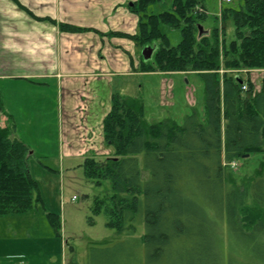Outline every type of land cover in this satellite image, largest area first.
I'll return each mask as SVG.
<instances>
[{"label": "trees", "instance_id": "trees-1", "mask_svg": "<svg viewBox=\"0 0 264 264\" xmlns=\"http://www.w3.org/2000/svg\"><path fill=\"white\" fill-rule=\"evenodd\" d=\"M14 1L62 31L91 29L37 16ZM157 1L136 0L130 6L138 16L134 34L95 31L129 38L141 49L156 44L151 59L141 54L139 71L199 74L205 81L207 120L194 111L182 124L168 118L148 123L141 98L112 94L103 135L114 150L102 159L86 157L80 165L96 185L110 182L106 195L95 196L92 211L103 213L106 225L125 240L92 248L90 264H233L222 248L227 230L231 238L241 237L238 248L256 249L264 258V160L250 176L234 174L238 158L264 152V77L257 89L241 72L264 68V0H244L241 8L221 3L216 18L230 20L232 35L224 26L205 33V0H173L172 10L148 13ZM161 24L181 31L176 45ZM3 115L0 90V122ZM15 129L12 116L0 125V217L44 204L30 170L32 150ZM47 217L60 236V216L48 212ZM128 241L139 243L142 252L125 251Z\"/></svg>", "mask_w": 264, "mask_h": 264}, {"label": "crops", "instance_id": "crops-1", "mask_svg": "<svg viewBox=\"0 0 264 264\" xmlns=\"http://www.w3.org/2000/svg\"><path fill=\"white\" fill-rule=\"evenodd\" d=\"M18 1L37 16L91 29L62 31L49 20L36 19L16 1L0 0V90L4 107L0 125L5 126L7 117L12 116L17 137L32 150L29 165L34 158L40 161L63 155L83 162L89 156L102 159L111 155L103 136V118L111 106L108 78L134 74L124 56L133 59L137 46L132 40L102 36L95 30H120L110 27L109 11L107 19L100 18L99 12L105 6L122 20L125 8L134 0ZM133 16L137 18L130 13L128 19ZM233 32L232 25L229 35ZM247 72L259 89L262 80L254 75L264 70ZM103 83L108 88L106 99L101 92ZM63 105L65 122L57 108ZM58 166L64 167L61 163ZM71 167L75 166L66 169ZM11 243L5 230H0V264H33L35 256L29 258L23 248L10 249ZM38 255L44 256L45 250H39ZM49 259L52 264L51 255Z\"/></svg>", "mask_w": 264, "mask_h": 264}, {"label": "rangeland", "instance_id": "rangeland-1", "mask_svg": "<svg viewBox=\"0 0 264 264\" xmlns=\"http://www.w3.org/2000/svg\"><path fill=\"white\" fill-rule=\"evenodd\" d=\"M172 1H157L149 6L148 13L158 14L172 10ZM220 2L221 0L204 1L207 14L202 25L205 28V33L210 34L215 26H224L229 35V28L232 26L230 20L222 22V15L219 20L216 18V14L220 12ZM243 4V0H233L231 3L223 1L224 7L241 8ZM131 5L125 8V18L122 20L117 17L116 13L112 14L109 9H105V6L99 12V17L104 18L105 16L107 19L109 11L108 20L111 28L118 27L120 30L117 31L134 34L137 31L138 16L131 11ZM130 13L135 14L137 18L133 16V19H128ZM135 23L137 24L136 31ZM133 26L134 30L131 29ZM160 27L170 38L172 45H176L181 40L179 29L167 24H161ZM135 50V55L132 56L134 60L131 59V56L129 58L124 56L127 63L130 61L134 74L108 78L109 105H111L112 93H120L124 96L141 98L145 105V119L148 123L168 118L182 124L185 117L194 111L198 113L200 120L205 122L207 114L204 79L199 74L190 71H139L138 67L143 49L137 46ZM252 70L262 71L264 68L242 69L241 72L248 77L245 73ZM254 76L260 82L264 73L259 72L258 75ZM108 88L103 83L101 92H103L104 99L107 98ZM57 108L63 122L66 118L64 116L65 107L63 105L60 108L57 106ZM104 146L110 147L111 151L114 150L111 146L107 147L106 144ZM261 160H264V152L252 153L249 156L238 158L234 174L239 178L254 174ZM59 162L64 165L63 168L58 166L60 165ZM81 163L82 160L80 159L70 160L64 158L63 155L59 158H42L40 161L34 158L31 161L30 169L40 184L44 204H40L27 213L0 217V230L4 229L7 240L13 242L10 249H25L29 258L35 256L32 261L33 264L36 262L49 264L50 255L52 264H90L92 248H106L125 240V237L119 235L114 228L106 225L107 219L103 213L95 215L92 211L95 196L106 195L111 190L110 182L106 180L102 185H96L95 182L86 178ZM71 165L75 167L66 169ZM47 166L52 167V169ZM74 196L75 198H73ZM48 212H54L60 216V236L55 234L53 226L49 223ZM26 230L32 231L27 233ZM223 230L225 229L223 228ZM240 241V236L234 234L231 238L228 230L225 232L222 248L225 254L227 253L228 256L234 258L233 264H264V258L259 257L256 249L252 250L245 246L238 248L236 245H239ZM123 249L125 251L136 250L137 255L142 252V246L139 243L134 244L129 241L125 242ZM39 250H45V255L39 257ZM134 263L138 264L139 261Z\"/></svg>", "mask_w": 264, "mask_h": 264}, {"label": "water", "instance_id": "water-1", "mask_svg": "<svg viewBox=\"0 0 264 264\" xmlns=\"http://www.w3.org/2000/svg\"><path fill=\"white\" fill-rule=\"evenodd\" d=\"M199 27H200V33H202L203 28L201 26H199ZM156 47H157V45L154 44V45H149V46H146L145 48H143L142 54H143L144 60H149L152 58V55H153ZM248 155L249 154H246L244 156H248Z\"/></svg>", "mask_w": 264, "mask_h": 264}, {"label": "built area", "instance_id": "built-area-1", "mask_svg": "<svg viewBox=\"0 0 264 264\" xmlns=\"http://www.w3.org/2000/svg\"><path fill=\"white\" fill-rule=\"evenodd\" d=\"M223 1H226V2H230L231 0H223ZM247 86H243L244 89H246ZM75 198V196H74Z\"/></svg>", "mask_w": 264, "mask_h": 264}]
</instances>
